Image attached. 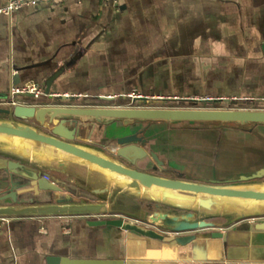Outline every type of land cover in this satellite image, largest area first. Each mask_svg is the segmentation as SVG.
<instances>
[{"label": "crops", "instance_id": "obj_1", "mask_svg": "<svg viewBox=\"0 0 264 264\" xmlns=\"http://www.w3.org/2000/svg\"><path fill=\"white\" fill-rule=\"evenodd\" d=\"M53 76L51 94L89 97L62 105L180 108L211 99L195 105L264 109V0H56L0 14V94L13 86L45 92ZM253 130L158 124L145 136L161 174L229 182L264 168V128ZM82 141L118 148L102 131ZM10 181L0 170V193ZM102 219H0V264H264V219L228 228L219 219L184 245L93 224Z\"/></svg>", "mask_w": 264, "mask_h": 264}, {"label": "water", "instance_id": "obj_2", "mask_svg": "<svg viewBox=\"0 0 264 264\" xmlns=\"http://www.w3.org/2000/svg\"><path fill=\"white\" fill-rule=\"evenodd\" d=\"M8 97L0 94V100ZM18 98L26 104L0 105V170L11 179L10 192L0 193V219L98 216L109 219L94 225L184 245L194 232L217 228L216 220L228 228L264 218V168L229 182L167 176L145 136L158 124L254 131L264 128V109L79 106L57 102L63 97L43 103L32 94ZM94 131H102L116 151L82 141ZM75 168L85 169L89 179L76 177ZM59 264L122 263L63 258Z\"/></svg>", "mask_w": 264, "mask_h": 264}, {"label": "built area", "instance_id": "obj_3", "mask_svg": "<svg viewBox=\"0 0 264 264\" xmlns=\"http://www.w3.org/2000/svg\"><path fill=\"white\" fill-rule=\"evenodd\" d=\"M56 0H10L4 7L0 9V14L4 15H11L13 12L17 11L18 9L22 8L25 5H34L40 2H45V3H52ZM110 2L116 3L117 0H109ZM27 94H32L36 100H39L43 97H51V98H56V97H63L65 99H74V100H87L89 97L87 95H76V94H65V95H54L50 94L49 96H45V92L42 89H36L34 87H29V86H13L10 93L9 97L7 100H3L0 102V105H25V102H22L18 96L20 95H27ZM131 98L137 97L134 95H130ZM211 99H189L187 102H210ZM197 108H204L201 105H195ZM178 108V107H174ZM183 108V107H182ZM211 109V108H210ZM264 219V218H263ZM260 220V219H256ZM255 221V220H253Z\"/></svg>", "mask_w": 264, "mask_h": 264}, {"label": "rangeland", "instance_id": "obj_4", "mask_svg": "<svg viewBox=\"0 0 264 264\" xmlns=\"http://www.w3.org/2000/svg\"><path fill=\"white\" fill-rule=\"evenodd\" d=\"M64 100V99H63ZM63 100H58L57 102H59L60 104H62V103H64V104H71V103H74V101L73 100H66V101H63ZM63 101V102H62ZM66 102H68V103H66ZM38 103H43V101L42 102H38ZM94 103V102H93ZM106 103H109V102H106ZM95 105H96V103H94ZM168 106H171V104L170 105H168ZM222 106V105H221ZM165 108V107H164ZM166 108H172V107H166ZM179 108V107H178ZM205 108V107H204ZM218 108H223V109H226V108H228V107H218Z\"/></svg>", "mask_w": 264, "mask_h": 264}]
</instances>
